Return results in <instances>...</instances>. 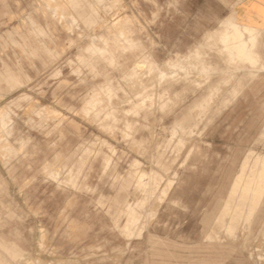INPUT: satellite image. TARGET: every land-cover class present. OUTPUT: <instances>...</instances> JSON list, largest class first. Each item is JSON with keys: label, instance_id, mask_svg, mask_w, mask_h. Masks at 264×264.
<instances>
[{"label": "rangeland", "instance_id": "1", "mask_svg": "<svg viewBox=\"0 0 264 264\" xmlns=\"http://www.w3.org/2000/svg\"><path fill=\"white\" fill-rule=\"evenodd\" d=\"M262 167L264 0H0V264H264Z\"/></svg>", "mask_w": 264, "mask_h": 264}, {"label": "bare ground", "instance_id": "2", "mask_svg": "<svg viewBox=\"0 0 264 264\" xmlns=\"http://www.w3.org/2000/svg\"><path fill=\"white\" fill-rule=\"evenodd\" d=\"M231 28V34L225 39V42H229L231 44L230 50L233 52V55L242 62H252V37L249 36L251 31L247 28L241 29L237 25H232ZM262 169H264V167H262ZM244 194L251 199L250 206H252L257 200H260L262 195H264L262 191L256 190L251 193L247 192Z\"/></svg>", "mask_w": 264, "mask_h": 264}]
</instances>
